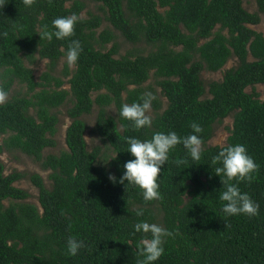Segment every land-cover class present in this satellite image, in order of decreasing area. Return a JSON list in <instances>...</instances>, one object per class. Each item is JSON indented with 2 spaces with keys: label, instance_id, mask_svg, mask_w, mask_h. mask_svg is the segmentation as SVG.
I'll return each instance as SVG.
<instances>
[{
  "label": "trees",
  "instance_id": "1",
  "mask_svg": "<svg viewBox=\"0 0 264 264\" xmlns=\"http://www.w3.org/2000/svg\"><path fill=\"white\" fill-rule=\"evenodd\" d=\"M88 2L98 12L84 16ZM256 3L252 12L244 0H0V87L8 93L0 103V154L21 151L49 170L51 181L30 174L38 205L17 185L27 174L6 173L0 159V264H137L135 245L125 242L140 239L132 225L141 219L173 233L153 264H264V33L251 27L264 22V0ZM73 12V36L41 39L53 18ZM119 36L133 44L125 53ZM71 39L82 51L73 69L66 62L58 71ZM232 57L237 64L220 80L204 81V70L219 71ZM146 91L155 96L152 124L137 130L119 109ZM67 102V149L45 154L57 145L58 109ZM95 108L94 132L117 152L108 167L99 163L101 147L89 149L86 141L84 116ZM231 115L226 144L245 145L258 164L251 182L238 183L259 205L253 216H225L218 198L223 185L212 158L219 146L209 140ZM193 121L202 127L200 159L182 144L171 149L158 176L159 199L145 201L137 186L119 182L132 158L125 137L170 130L186 136ZM69 236L85 241L74 256L67 254Z\"/></svg>",
  "mask_w": 264,
  "mask_h": 264
},
{
  "label": "clouds",
  "instance_id": "2",
  "mask_svg": "<svg viewBox=\"0 0 264 264\" xmlns=\"http://www.w3.org/2000/svg\"><path fill=\"white\" fill-rule=\"evenodd\" d=\"M31 0H26L30 3ZM79 16L73 12L64 16H57L52 19V28L44 26V30L39 32L41 39L51 41L53 37L57 40L74 35V26L78 22ZM82 51L81 42L78 39L68 41V47L65 53L66 62L72 67ZM8 93L0 87V103L4 102ZM155 99L152 92L146 91L141 94L139 101L132 103H122L119 109V116L131 122L132 127L139 130L141 128L151 127L152 119L148 115L151 108V102ZM193 130L186 136H179L175 131H154L151 138L140 139L135 136L125 137L127 142L126 150L131 155V159L124 162V171L119 177V182L137 186L142 191V197L145 201H152L160 198L158 176L163 166L168 160V154L177 144H182L188 155L193 160H199L201 156V137L198 133L202 132L199 123L193 121L190 123ZM219 151L212 158L213 164L219 162L214 172L220 177L223 189L218 193L222 204V212L225 216L246 214L249 216L258 213L259 205L251 196L241 191L238 183L240 181L251 182L254 179L253 173L258 168V164L251 155L248 154L243 144H224L218 142ZM117 152L110 155L107 160L115 158ZM178 164L182 161H177ZM109 179L113 182L117 178L109 173ZM235 180L236 183L229 181ZM137 216H143V209H136ZM134 233H140V239L133 241L127 240L125 243L135 245L140 259L137 264H153L164 253V241L166 237L172 236L169 229L155 222L148 220H138L132 225ZM85 241L76 236H69L66 240V250L68 255H76L78 250L85 247Z\"/></svg>",
  "mask_w": 264,
  "mask_h": 264
},
{
  "label": "rangeland",
  "instance_id": "3",
  "mask_svg": "<svg viewBox=\"0 0 264 264\" xmlns=\"http://www.w3.org/2000/svg\"><path fill=\"white\" fill-rule=\"evenodd\" d=\"M98 4L94 2H88V8H86L83 12L82 15L86 16L87 9H91L92 11L98 12ZM244 6L249 10V11H257V3L256 0H244ZM108 25L107 22H104L103 26L101 29ZM252 28L255 30L261 31L264 33V22H260L259 24L251 25ZM118 42L120 43V48H121V53H125V51L129 48L133 47V44L127 42L122 36H119ZM107 48H110L112 46V43H109L107 45ZM142 46L141 48L146 47L144 44L139 45ZM64 63H66V56H64L59 64H58V71H60ZM237 64V58L232 57L228 60V62L224 65V67L216 72L204 70L202 73V77L206 83H208L211 80H220L223 77L224 71L232 66H235ZM47 65V60H39L36 65H35V75L36 77H39V75L46 69ZM75 66L73 65L70 67L73 69ZM148 84H153L155 85L153 79H150ZM64 86L66 88H69V84L65 83ZM157 87V86H156ZM16 89H19L17 86L15 87ZM257 88L259 91L263 90V84H258ZM247 91H251V87L247 88ZM157 94L161 95L160 93V88L157 87ZM162 100L164 101V106H166V98L162 96ZM71 105L70 102H67L65 105L59 107V116H60V122L58 125V133L56 135V140H57V145L54 147H49L46 148L44 153H55L59 154L61 150L67 149V144L65 141V135H66V129L71 123V118L67 115V108ZM96 114H97V108L94 109V112H92L89 115H85V119L87 120L88 123V129L86 131V141L89 149H93L96 146L101 147V156L99 158V163L100 165H103L105 167H108L110 164L111 159H109L107 162L104 160H107L108 157L113 153L111 149L107 147L105 142L102 140V138L94 132V127H95V121H96ZM148 114H153L152 108L148 110ZM233 125V116H228L226 117L221 123H217L214 128V134L212 138L209 140L210 145H217L218 142L222 141L224 144L227 142V138L230 134V130ZM0 159L4 162L5 167H6V173H10L13 170H18V171H23L27 174L26 177L21 179L20 181L17 182V185L28 190L30 192V198L28 199L29 201H32L36 204L39 205V200H38V194H39V189L38 187L30 180L29 176L32 173H39L42 175V177L45 180V183L47 186H51V181L49 179V170L43 169L40 164L36 161H34L31 157L28 155L22 153L19 150H14V151H5L2 154H0ZM104 159V160H103Z\"/></svg>",
  "mask_w": 264,
  "mask_h": 264
}]
</instances>
